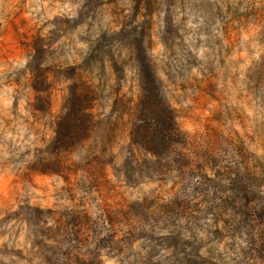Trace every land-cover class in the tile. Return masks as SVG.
Instances as JSON below:
<instances>
[{"label": "rangeland", "instance_id": "1", "mask_svg": "<svg viewBox=\"0 0 264 264\" xmlns=\"http://www.w3.org/2000/svg\"><path fill=\"white\" fill-rule=\"evenodd\" d=\"M0 264H264V0H0Z\"/></svg>", "mask_w": 264, "mask_h": 264}, {"label": "trees", "instance_id": "2", "mask_svg": "<svg viewBox=\"0 0 264 264\" xmlns=\"http://www.w3.org/2000/svg\"><path fill=\"white\" fill-rule=\"evenodd\" d=\"M159 111L158 110H155L154 111V113L157 115V113H158ZM75 135H76V140L79 142V140H81V138H83V134L81 135V134H79V133H74ZM64 135V133H60L59 132V136L61 137V136H63ZM149 151L150 152H153V153H155L153 150H151V149H149Z\"/></svg>", "mask_w": 264, "mask_h": 264}]
</instances>
